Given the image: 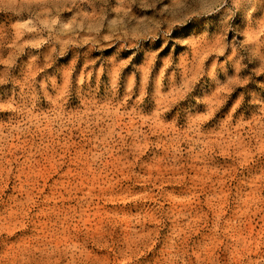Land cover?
<instances>
[{
  "label": "rangeland",
  "instance_id": "rangeland-1",
  "mask_svg": "<svg viewBox=\"0 0 264 264\" xmlns=\"http://www.w3.org/2000/svg\"><path fill=\"white\" fill-rule=\"evenodd\" d=\"M0 264H264V0H0Z\"/></svg>",
  "mask_w": 264,
  "mask_h": 264
}]
</instances>
